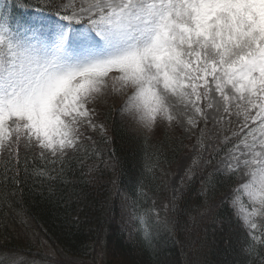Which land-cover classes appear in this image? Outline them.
<instances>
[{"label": "snow or ice", "instance_id": "1", "mask_svg": "<svg viewBox=\"0 0 264 264\" xmlns=\"http://www.w3.org/2000/svg\"><path fill=\"white\" fill-rule=\"evenodd\" d=\"M109 94L148 130L189 112L205 127L227 124L201 174L181 176L164 208L182 214L184 190L197 179L207 193L202 173L224 153L215 175L240 179L221 203L231 201L243 243L264 246V0H0L5 188L30 185L63 199L67 185H53L65 165L74 174L80 153L88 156L89 130L105 132L96 110ZM129 208L149 246L152 232L139 225L151 212L157 230L171 223L155 207L141 213L133 201Z\"/></svg>", "mask_w": 264, "mask_h": 264}, {"label": "trees", "instance_id": "2", "mask_svg": "<svg viewBox=\"0 0 264 264\" xmlns=\"http://www.w3.org/2000/svg\"><path fill=\"white\" fill-rule=\"evenodd\" d=\"M104 113L111 137L107 142L98 140L93 143L88 156L82 151L74 174L65 165V175L60 176L53 185L56 190L67 185L63 199H59L58 195L49 199L45 189L31 188L30 185L23 189L5 188L0 177V240L6 238L12 243L18 239V232L9 230V226H17L15 222L18 217L19 225L25 227L32 224L50 241L58 258H53L52 255L46 257L48 260L52 258L50 261L55 264H89L84 262L96 259L92 247L98 249L103 238L106 245L104 250L106 256H109L108 263H111L110 257L113 256L115 247L118 249L117 256L124 261L136 258L138 264H234L237 261L240 264H260L264 259V255H261L264 246L256 244L249 249L243 243L237 218L230 212L229 201L221 203L220 197L228 187L235 184L236 177L233 178V183H225V176H216L213 168L208 167L202 173L207 182V193L201 191V181L197 179L190 191L187 188L184 190V199L180 202L183 205L182 214L179 210L166 211L164 205L169 204L172 199L169 196L165 203L160 199L162 195L168 194L163 189L164 180L167 184L186 139L183 136L173 138L164 135L153 142L143 134L129 132L111 109ZM96 152L102 154L103 160L111 159L114 164L112 170L103 166V160L94 167L90 166L88 161L93 159ZM203 165L197 163L193 172L201 174ZM2 166L3 160L0 168ZM73 190L80 194L79 198H69L66 195ZM120 191L129 196L130 205L133 201L136 202L141 213L150 212L155 207L160 213L161 221L166 218L171 221L167 229L161 227L157 230L154 223L156 215L151 212L150 222L143 226L146 230L150 229L154 237L150 246L142 240L143 233L136 232L135 241L124 239L116 231L114 222H111L112 215L116 219L118 217ZM169 206L171 208L170 204ZM11 211L19 215L15 220ZM200 212L207 214L200 218ZM76 218L79 223L74 222ZM229 233L239 238L238 246L229 241ZM254 234L259 236L260 230ZM160 241L163 243L159 244ZM227 243L234 250L233 257L229 259L223 252ZM13 246L18 250L16 247L22 245L13 243ZM8 249H12V246ZM221 254L225 259L218 261ZM100 258L98 255L97 264L100 263Z\"/></svg>", "mask_w": 264, "mask_h": 264}, {"label": "rangeland", "instance_id": "3", "mask_svg": "<svg viewBox=\"0 0 264 264\" xmlns=\"http://www.w3.org/2000/svg\"><path fill=\"white\" fill-rule=\"evenodd\" d=\"M99 106L96 110L97 120L96 123L103 124L105 132L100 133H91V130H89L90 134L93 137V140L98 142L104 141L107 142L109 138L111 137V132L109 131V124L106 122L105 113L107 110L111 109V112L116 114L118 120L121 121V123L127 128V130L135 135L143 134L150 138L153 142H157L159 139H161L164 135L176 138L178 136H183L184 139H186L185 146H183V151L177 161L175 162V166L173 167L172 171L169 174L167 184L166 181L165 185L163 187L164 190L168 191V194L166 193L165 196L162 195L160 197L161 201L164 203L166 202L167 198L170 196L171 199L176 194L173 191L174 186L179 185V179L181 176H188L191 177L193 168L196 167L197 163L200 165V163H203L208 158V151L209 145L212 146V149L217 148V141L223 140V130L228 127L227 124H216L212 125L209 124L208 127H205L202 120L198 116H196L194 113L189 112L187 115L178 116L177 120L182 121V123H178L177 120H174L171 123L164 122L163 124H160L159 126L155 127L154 130H148L140 126V124L131 116H129L126 113H123L119 108V100H113L111 95L102 96L98 102ZM174 115H176L174 113ZM191 116L192 118V124L188 123V118ZM106 125H105V124ZM103 137V138H101ZM101 138V139H100ZM201 146L204 147V151H201ZM95 148V147H93ZM97 150V148H95ZM224 153H221L220 156L216 157L215 160H213L212 168L214 171L220 166V161L223 159ZM2 159H0L1 162ZM103 160L102 154L99 152L94 155L93 159L88 161L91 167H94L95 165H98ZM201 160V161H200ZM87 163V161H85ZM103 166L110 168L114 167L113 162L111 159H105L103 160ZM199 167V166H198ZM240 179L239 176L236 177L235 181H238ZM236 186V183L228 187L225 192L229 191L231 188H234ZM224 192V193H225ZM223 193V194H224ZM220 197L222 199L223 197ZM130 200L129 196L124 191L119 192V199H118V205H119V213L118 217L112 215L111 222H114L118 234H122L124 239H129L130 241H135L138 225L133 223L131 220V217L129 215L130 212ZM231 204V201H229ZM170 208V206H169ZM207 212H200V217L205 216ZM11 215L13 216L14 220L16 219L18 213L12 212ZM173 215H171L172 217ZM19 218L17 217V222L15 224L17 226L13 227L12 225L9 226V230L12 232V229L16 232H18V239L16 241H13L12 243L9 242L6 238H3L0 240V249L3 251V249H8L9 246H12V249L15 247L13 246V243H21V247H16L18 250H16L19 255H9L7 252H4V256L0 258V261H2L3 264H55L54 261L48 260L46 255H52L53 258H58L57 252L55 251L54 247L50 243L49 240H47L35 226L32 224H28L25 227L22 225H19ZM23 221V220H21ZM25 221V220H24ZM118 221V224H117ZM201 221V220H200ZM140 227L145 226L144 224L139 225ZM17 228V230H16ZM195 231V230H194ZM15 235V234H14ZM17 237V235H15ZM229 241L232 242V244L235 246H238V243L240 242L239 238H237L235 235H232L231 233L228 234ZM15 240V239H14ZM105 239L103 238L102 243L100 244L99 248L96 249L95 247H92V253L95 256V260L84 262V263H94L97 264L96 260L98 258V255L101 256L100 263L98 264H123V262L127 264H138L136 258L132 259H126L125 261L120 257L117 256L118 249L114 247L113 249V256L110 257L111 263L107 262L108 257L106 256V251L104 250L106 248L105 245ZM165 241V240H164ZM104 242V243H103ZM163 243V241H160V243ZM5 243H9L5 245ZM161 243V244H162ZM94 245L93 243H91ZM207 243H205L206 246ZM29 245V249H27ZM109 248H111V244H108ZM21 248V249H20ZM117 249V250H116ZM15 250V249H14ZM233 247L230 246L229 243L226 244V248L223 251L224 255L227 259L233 257ZM221 254L218 256V261L225 259V256ZM115 256V257H114ZM123 260V262H122ZM225 261V260H223ZM230 261V260H229ZM105 262V263H104ZM234 264H240L239 261L235 262Z\"/></svg>", "mask_w": 264, "mask_h": 264}]
</instances>
